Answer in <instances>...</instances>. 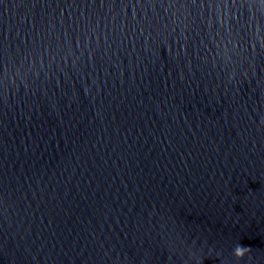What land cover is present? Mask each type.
<instances>
[{
  "label": "water",
  "instance_id": "95a60500",
  "mask_svg": "<svg viewBox=\"0 0 264 264\" xmlns=\"http://www.w3.org/2000/svg\"><path fill=\"white\" fill-rule=\"evenodd\" d=\"M0 264H264V0H0Z\"/></svg>",
  "mask_w": 264,
  "mask_h": 264
}]
</instances>
